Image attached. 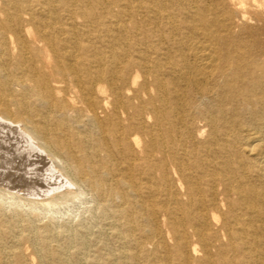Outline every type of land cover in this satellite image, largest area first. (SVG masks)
I'll list each match as a JSON object with an SVG mask.
<instances>
[{
	"label": "bare ground",
	"instance_id": "1",
	"mask_svg": "<svg viewBox=\"0 0 264 264\" xmlns=\"http://www.w3.org/2000/svg\"><path fill=\"white\" fill-rule=\"evenodd\" d=\"M262 35L264 0H0V122L51 168L0 187V264H264Z\"/></svg>",
	"mask_w": 264,
	"mask_h": 264
},
{
	"label": "rangeland",
	"instance_id": "2",
	"mask_svg": "<svg viewBox=\"0 0 264 264\" xmlns=\"http://www.w3.org/2000/svg\"><path fill=\"white\" fill-rule=\"evenodd\" d=\"M260 39L264 40V35L260 36ZM18 131V128L13 123L8 126L6 121L0 122V187L13 188L19 190V192L25 193L26 190L28 191L32 186H36L39 189L44 188L48 183L46 178L48 174H46V172L50 171L51 168L47 166V161L40 156L33 155L31 157L29 155L28 157V154L26 153L27 149H25V147L28 148V144H25ZM21 150H25V154H23L24 152ZM42 154L45 155V153ZM45 166L48 168V171ZM54 169L58 171L57 168ZM42 175L44 177H42ZM73 190H77V187H74ZM35 191L39 192L38 189H35ZM93 198L92 194L87 190L83 193L78 191L77 194L70 195L66 202L55 206V208L53 207V209H41L39 217L41 218V221L43 220L42 222L53 220L57 226H65L66 228H83L81 225H88L94 221V219L91 218L92 215H94V210L96 208V203ZM8 205L9 204H7V207L10 209L14 207L13 205ZM28 208L29 207H25L26 210H28ZM23 248L26 251L28 258L33 263H37L38 257L32 252V249L28 244L24 243Z\"/></svg>",
	"mask_w": 264,
	"mask_h": 264
}]
</instances>
